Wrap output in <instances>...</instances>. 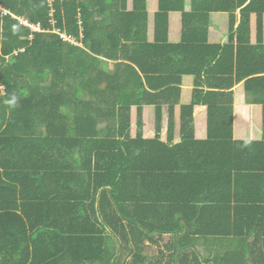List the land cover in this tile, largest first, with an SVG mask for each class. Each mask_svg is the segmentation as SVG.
I'll return each mask as SVG.
<instances>
[{
  "label": "trees",
  "instance_id": "1",
  "mask_svg": "<svg viewBox=\"0 0 264 264\" xmlns=\"http://www.w3.org/2000/svg\"><path fill=\"white\" fill-rule=\"evenodd\" d=\"M187 1L158 0L148 41L146 0L130 11L126 0H0V264H144V239L165 235L166 264H211L202 241L264 237V214H252L264 205L231 197L232 171L250 183L264 146L232 139L216 93L195 87L178 102L180 75L201 79L185 65L201 50L207 79L235 72L258 92L264 0ZM169 11L181 13L180 39Z\"/></svg>",
  "mask_w": 264,
  "mask_h": 264
},
{
  "label": "crops",
  "instance_id": "2",
  "mask_svg": "<svg viewBox=\"0 0 264 264\" xmlns=\"http://www.w3.org/2000/svg\"><path fill=\"white\" fill-rule=\"evenodd\" d=\"M189 0L185 2L186 10L189 6ZM126 10L132 9V0H126ZM1 9V8H0ZM158 10V0H146V12H147V30L146 36L148 41H153L154 38V18L155 13ZM214 13L213 15H215ZM221 15L222 14H216ZM215 15L216 19L217 16ZM102 18H109L107 14H102ZM168 17V35L171 39L174 40L176 38L180 39L181 36V13L180 11H169L167 14ZM214 17V16H213ZM212 20H208L210 23ZM27 24L26 22H23ZM216 34V33H215ZM218 35L207 34V43L217 42ZM78 45H81L79 43ZM260 50V49H259ZM256 49V51L260 55L264 54ZM211 55L210 52H206L201 50L199 52H190L187 53L190 57L186 58V67L189 69L196 70L197 68L202 69L201 79L195 81L194 75L192 74H183L181 76V82L178 84L180 87V97L179 103H189L192 99L191 90L195 87L201 90V94H206L208 92H214L215 99L214 102H217V105L220 107H228L226 116L231 114L232 118V139L233 140H244L247 142L250 141H260V147H263L264 143V80L261 81V84L258 85L257 88L252 92H246L243 88V81L235 79V72L233 74H225L219 73L217 74L219 81L212 80L211 76L208 78V74L205 73V69L208 66L204 65L205 57ZM200 57V58H197ZM119 60H107V68L109 70H113L115 68V62ZM146 61V60H145ZM261 63H264V59H260V67ZM222 69H226L225 67H219ZM125 69V66H122V70ZM140 76H143L142 73H139ZM211 75V74H210ZM235 75V76H234ZM253 76H262L264 77V71L255 73ZM252 77V76H249ZM232 79V80H231ZM144 82V79H143ZM145 85V83H144ZM166 105H164L165 107ZM178 108V105L176 106ZM198 112V116H193V119L198 121L195 122L194 126L198 127V134L201 137L206 136V123L207 118L209 117L206 113ZM216 114V113H215ZM153 115H149V118L152 119ZM162 117L166 119V115L162 113ZM180 117L181 111L176 109L173 115L170 117L174 119V124L177 128L180 125ZM184 117H189L187 113L184 114ZM192 118V117H191ZM258 152L264 153V149H259ZM261 154V155H262ZM229 164H234V162L225 161ZM263 162L262 166L264 167V160L256 161ZM252 164H255L252 162ZM264 169V168H263ZM220 175L223 172L219 173ZM237 172L235 170L231 173V179L234 185L232 196L236 198L247 197L250 200H256L254 203L252 202L249 205H264V170H260L253 174H250L251 181L246 184L245 182H237L235 176ZM241 176V175H240ZM246 178H242L244 180ZM245 184V185H243ZM246 187V188H244ZM237 194H233L237 191ZM218 195L223 197L226 196L225 193L220 190ZM209 196V194L205 195ZM213 196V194H211ZM253 215L264 214V210H255L252 211ZM253 225V223H251ZM251 225V226H252ZM217 229H221L220 226L217 225ZM168 235H165L162 239H157L156 241L149 240L148 238L144 239V252H146V256L144 259V264H149L152 262H158L160 264H166V260L168 258V251H165L166 245H169ZM218 237H226L218 234ZM263 239V240H262ZM260 238L258 241H254V234L251 233L248 235L246 240L244 241H229L228 239H213L209 238L205 241H202L198 245V249L201 252L202 258L206 259L211 264H264V237ZM159 249L164 250V254H159ZM176 258V257H175ZM130 260V256L126 257V261Z\"/></svg>",
  "mask_w": 264,
  "mask_h": 264
},
{
  "label": "built area",
  "instance_id": "3",
  "mask_svg": "<svg viewBox=\"0 0 264 264\" xmlns=\"http://www.w3.org/2000/svg\"><path fill=\"white\" fill-rule=\"evenodd\" d=\"M31 28L33 29H37V27H32ZM60 37L63 39V40H67L71 43H74V44H77V42L75 41V39L73 37H71L70 35H66L65 33H59ZM3 85L0 84V90H3Z\"/></svg>",
  "mask_w": 264,
  "mask_h": 264
},
{
  "label": "rangeland",
  "instance_id": "4",
  "mask_svg": "<svg viewBox=\"0 0 264 264\" xmlns=\"http://www.w3.org/2000/svg\"><path fill=\"white\" fill-rule=\"evenodd\" d=\"M1 92H2V90H1Z\"/></svg>",
  "mask_w": 264,
  "mask_h": 264
}]
</instances>
